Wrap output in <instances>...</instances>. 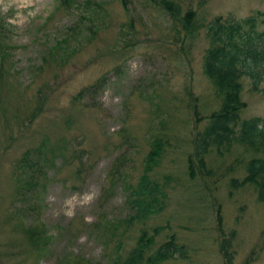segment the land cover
Masks as SVG:
<instances>
[{
	"label": "rangeland",
	"instance_id": "1",
	"mask_svg": "<svg viewBox=\"0 0 264 264\" xmlns=\"http://www.w3.org/2000/svg\"><path fill=\"white\" fill-rule=\"evenodd\" d=\"M168 1L182 7L0 0V264H125L142 231L153 241L138 264H264V201L243 181L261 153L233 140L204 168L194 153L221 101L202 68L205 24L264 0ZM251 83L240 120L264 118V82ZM142 176L165 196L130 220ZM170 236L184 254L148 261Z\"/></svg>",
	"mask_w": 264,
	"mask_h": 264
},
{
	"label": "trees",
	"instance_id": "2",
	"mask_svg": "<svg viewBox=\"0 0 264 264\" xmlns=\"http://www.w3.org/2000/svg\"><path fill=\"white\" fill-rule=\"evenodd\" d=\"M161 2L176 11L182 7L181 3L176 1L161 0ZM201 26L200 24L199 27ZM205 26V34L210 45L205 50L202 68L220 93L221 101L220 107L208 116L205 127L197 134L194 142V153L197 155L195 160L199 162V168H204V156L210 149L222 150L221 147L230 144L233 140H238L242 145L259 151L262 156L260 154L258 157H252L244 165L243 181L253 183L256 186L258 199L264 201V118L253 117L240 120L239 115L244 105L240 99L242 77L249 78L253 88L264 82V12L257 11L241 19L218 16ZM162 149V142L155 141L146 156V161H156ZM23 163H25L24 159ZM34 164H37L36 161ZM189 170L192 176L194 165L190 164ZM231 183L233 187L239 185L237 179H232ZM130 193L129 206L132 207L130 220L150 218L157 210L156 202L162 201L159 194L162 193V196H165L158 185L145 176H142L132 187ZM173 237L170 236L169 239L160 243L151 254L146 256V259L158 263L176 251L180 255L181 252L184 254ZM152 241L153 237L147 236L142 231L137 245L129 251L123 262L125 264L140 263L147 253L146 247Z\"/></svg>",
	"mask_w": 264,
	"mask_h": 264
}]
</instances>
